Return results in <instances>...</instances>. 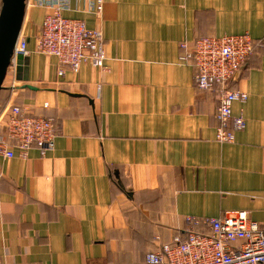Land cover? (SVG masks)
Segmentation results:
<instances>
[{
  "label": "crops",
  "instance_id": "1",
  "mask_svg": "<svg viewBox=\"0 0 264 264\" xmlns=\"http://www.w3.org/2000/svg\"><path fill=\"white\" fill-rule=\"evenodd\" d=\"M46 12H26L29 55L0 91V136L19 106L54 123L55 148L0 155V263L147 264L177 236L210 235L211 219L246 213L264 229V55L229 83L248 95L233 104L246 126L219 143V92L197 87L180 49L264 39V0H103L100 13L73 0L64 16L102 34L106 68L62 77L35 49Z\"/></svg>",
  "mask_w": 264,
  "mask_h": 264
},
{
  "label": "built area",
  "instance_id": "2",
  "mask_svg": "<svg viewBox=\"0 0 264 264\" xmlns=\"http://www.w3.org/2000/svg\"><path fill=\"white\" fill-rule=\"evenodd\" d=\"M100 13L103 0H89ZM73 0H27V10L47 9L38 33L33 37L36 52L55 58L58 75L67 70L78 73L83 64L105 69V40L97 30H90L80 20L64 16ZM184 51L181 61L191 63L196 70L195 82L200 90H217L219 123L216 141L232 143L246 122L233 114L236 101L245 102L248 95L229 89V83L244 70L248 60L260 50L264 55V39L254 40L248 34L204 37L192 44L180 43ZM29 55L28 39L19 37L12 63ZM14 68V67H12ZM11 69V68H10ZM5 134L0 136V155L7 159L19 152L27 160L28 152L37 148L45 156L55 148L56 129L52 121L33 116L19 106L12 107L4 120ZM212 233L191 232L186 239L177 236L172 243L146 255L147 264H264V229L251 222L246 213H235L210 220ZM237 243H242L236 245ZM2 264V263H0Z\"/></svg>",
  "mask_w": 264,
  "mask_h": 264
},
{
  "label": "water",
  "instance_id": "3",
  "mask_svg": "<svg viewBox=\"0 0 264 264\" xmlns=\"http://www.w3.org/2000/svg\"><path fill=\"white\" fill-rule=\"evenodd\" d=\"M27 0H2L0 10V91L9 69L14 67L20 73L27 59L18 57L12 63L14 49L21 35V30L27 12ZM20 79V77H18Z\"/></svg>",
  "mask_w": 264,
  "mask_h": 264
},
{
  "label": "rangeland",
  "instance_id": "4",
  "mask_svg": "<svg viewBox=\"0 0 264 264\" xmlns=\"http://www.w3.org/2000/svg\"><path fill=\"white\" fill-rule=\"evenodd\" d=\"M1 3H2V2H1V0H0V7H1ZM10 72H11V70L9 71V73H10Z\"/></svg>",
  "mask_w": 264,
  "mask_h": 264
}]
</instances>
